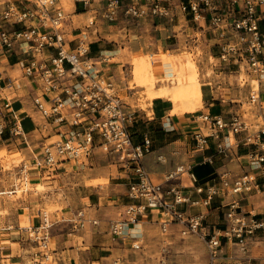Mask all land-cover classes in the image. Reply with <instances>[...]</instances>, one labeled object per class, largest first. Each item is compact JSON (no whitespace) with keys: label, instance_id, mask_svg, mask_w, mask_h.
Masks as SVG:
<instances>
[{"label":"built area","instance_id":"built-area-1","mask_svg":"<svg viewBox=\"0 0 264 264\" xmlns=\"http://www.w3.org/2000/svg\"><path fill=\"white\" fill-rule=\"evenodd\" d=\"M78 1L91 5V0ZM58 2L0 0V51L18 57L23 76L33 86L31 96L44 119L42 127L59 128V136L43 142L41 152L34 155L35 165L56 170L60 163L69 160L84 164L97 148L113 154L121 168L130 172L128 201L121 216L108 225L113 240L130 238L132 248L142 249L146 240L140 221L144 216L158 215L164 236L159 264H168L172 242L167 235L174 223L180 226L183 237L196 235L205 242L209 264H222L225 260L231 264H254L248 255L249 244L256 233L264 230V217L249 216L240 199L233 198L224 212L223 226H212L207 218L216 198L264 187L253 171L261 169L264 176V0H105L101 7V16L107 20H117L120 15L137 19L157 17L162 19L160 24L169 26L174 33L176 25H186L195 40L202 33H210L208 38L218 47L216 57L226 65V72L235 73L240 79L244 73L256 82V86L249 82V102L259 107L263 124L249 121L240 111L225 117L203 110L198 115L203 126L192 132L196 152L205 151L213 142L214 152L205 161L212 162L215 155L233 156L235 147L248 146L245 156L252 171L234 175L224 170L204 181L197 177L191 164H178L164 181L151 176L144 157L152 151V138L145 133L142 141L134 140L132 128L137 122V111L126 109L115 80L101 73L91 54L87 30L71 46L62 30L67 14ZM95 21L93 15L89 23ZM2 73L0 68V90L15 91L18 78L10 76L2 83ZM6 94L0 100V138L6 131L13 136L24 135L13 96ZM254 125L257 127L253 128ZM158 159L166 158L159 154ZM186 173L194 182L196 195L184 191L182 177ZM186 204L204 209L191 212ZM89 223L97 226L100 219L86 217L79 210L75 227L83 228ZM50 225L44 213L42 223L30 227V236L38 245L32 264L52 260ZM231 244L238 247V253L229 250ZM113 264H122V256H116Z\"/></svg>","mask_w":264,"mask_h":264},{"label":"crops","instance_id":"crops-1","mask_svg":"<svg viewBox=\"0 0 264 264\" xmlns=\"http://www.w3.org/2000/svg\"><path fill=\"white\" fill-rule=\"evenodd\" d=\"M58 3L67 14L63 21L62 30L71 46H75L79 41L81 32L87 30L91 43V54L101 73L109 75L115 80L124 97L126 109L137 111V122L132 131L136 130L138 133L134 135V140L136 142L141 141L145 133H148L152 138V151L146 154L144 163L154 179L164 181L167 173L174 170L178 164H191L194 173L200 180L207 179L224 170H230L234 175L252 171L245 156L248 146L235 147L236 154L233 156L215 155L212 162L204 160L207 155L214 152L212 141L203 152H196L193 148L192 132L203 126L198 119L199 113L205 110L229 117L232 112L240 111L245 115V102L241 96L228 98L223 94L224 91H220L218 94H214L212 91L208 93V90L205 91L202 87L204 91L203 100L206 102L205 107L183 114L170 113L173 107V102L170 99L154 97L148 108L149 111H153V115L149 116L138 102L139 98L135 95L136 92L129 91L131 88L129 85L123 87L120 84L117 71H115L117 69L115 58L120 51L116 48L107 49L106 41L111 37L97 31V12L101 13V7L105 4V0H91L90 6H85L83 2L78 0H59ZM93 4H97L95 8L92 7ZM93 15H96V21L90 24L89 20ZM160 21L162 19L150 17L143 20L138 19L137 23L133 22L130 27H127V30L137 29L138 34L127 38L123 48H127L129 53H137L154 50L159 47V44H162L163 47L178 44L180 39L177 36H179L180 25L175 26L177 32L174 33V30H171L169 26L160 24ZM17 60L18 57L15 54L0 51V68L3 70L4 80L2 83H6L10 76L19 80L14 83L15 91L12 88L13 91L11 89H7L8 91L5 92L0 90V100L2 99L1 96L8 93V95L13 96V107L17 113L21 109L25 110L23 113H18L25 132L24 135L13 136L6 131L0 138V264H32L38 245L30 236V227L42 223L43 208L49 202L57 206L50 211L49 217L46 215L48 212H45L51 223L50 246L52 248V260L47 264H55V262L57 264H112V258L115 257L116 251H121L118 244L123 243L126 248L131 246L132 242L130 238L115 241L108 232L110 220L121 216L124 204L128 201L126 192L130 172L121 168L113 154H107L99 148L95 149L84 164L69 160L60 163L56 170L36 167L33 162L34 155L41 152L42 143L53 139V137H58L60 133H57L59 129L57 127H49L48 129L42 127L44 119L36 110L31 96L33 86L23 76ZM121 66L118 67L121 68ZM233 74L237 76V74ZM220 88L226 89L222 85L218 87V89ZM259 110V107L255 105L257 117H255L254 122H258L257 125L261 124L258 117L260 115ZM169 125L174 128L170 130ZM65 127L68 128V126ZM174 135L178 136L173 137ZM10 151L16 152L17 155L18 152L23 154V161L17 165L19 168L16 166L17 169L14 171L6 169L3 163L2 155H6V152L9 153ZM98 154L103 155L102 157H114L116 165L114 173H107L105 166L101 167L95 164L100 158ZM159 154L165 156V161L158 159ZM87 165H90L88 171L83 170V177L87 176V178L82 179L83 177L80 175L82 172L78 170L80 168L87 169ZM253 171L259 175L261 180L264 179L261 169ZM28 178L34 185L42 182L46 189L32 191L28 187L22 188L28 183ZM93 179L108 180L89 183ZM182 184L185 192L196 195L194 182L187 173L182 177ZM7 186L10 188H5ZM19 190L23 191L22 196L15 199L7 198L6 195H17ZM233 198L240 199L243 211L249 216L257 214L264 217L263 187L260 191L228 194L222 198H216L208 210L207 219L210 225H224V212L227 209V204ZM186 207L191 212L204 209L203 206L190 204H186ZM79 210H83L86 217L99 218L100 224L95 226L89 223L83 228H76L74 219ZM158 217V215L144 216L140 221V227L146 240L145 246L153 235L159 240L160 248H162L164 236L160 230V222L156 219ZM23 223L28 224L23 225ZM179 230L180 226L174 223L171 225V232L167 235V238L172 242L168 264L171 263L177 239L183 238ZM185 237L194 239V241L199 239V244L202 242L205 244L196 235ZM260 238H264V230H260L250 240L248 255L251 259L253 256H257L255 255V248L258 247V243L262 242V240L259 241ZM229 250L234 253L239 252L238 247L234 244L229 245ZM158 259L159 257L157 264H159ZM207 264H209V260ZM222 264H231V261L225 260Z\"/></svg>","mask_w":264,"mask_h":264},{"label":"rangeland","instance_id":"rangeland-1","mask_svg":"<svg viewBox=\"0 0 264 264\" xmlns=\"http://www.w3.org/2000/svg\"><path fill=\"white\" fill-rule=\"evenodd\" d=\"M96 5L93 4L92 7L95 8ZM97 14V31L103 32L111 37L106 41L107 49L116 48L120 51L115 58L117 63V69L115 71H117V77H119L121 86L125 87L129 85L131 87L129 91L136 92L135 95L139 98L138 102L149 116L153 115V111H149L148 108L152 104L154 97L170 99L173 102V107L170 110L171 114H183L205 107L206 102L203 100L204 88L205 91L208 90V93L212 91L214 94L224 91L223 94L228 98L241 96L243 102H245V116L249 121H255V117H257L255 105L253 106L248 102L249 82H252L251 77L243 73L240 79L236 75H229L226 72V65L220 63L216 57L218 47L213 45L212 41L209 40L210 33L207 35L202 33L199 39L195 40V35L190 36L191 34H188V32L191 33L188 31V27L186 25H180V30L178 31L179 36H177L180 41L176 45H171L173 47H163L162 44H159V47H156L154 50H149V52L129 53L127 48H123L124 42L127 38L134 37L138 34V30L133 28L129 31L127 27H130L133 22L137 23L138 19L120 15L117 20H107L101 16V13L99 14V11ZM120 65H122V69L118 67ZM220 85L222 87L225 86L226 89H218ZM225 91L227 92L226 94ZM24 111V109H21L18 113L20 114ZM258 117L260 123L263 124V119L260 115ZM256 127L257 125L253 126V128ZM176 136L178 135H174L173 137ZM98 155L100 158L97 159L99 161L95 164L101 167L105 166L107 173H114L116 171L114 157H102L103 155ZM11 156L13 157L11 158ZM2 157L6 169H11L12 171L16 170L17 165H20L23 161V154L20 152H18V155L16 152H6V155H2ZM89 166L87 165V169L80 168L78 170L82 172L80 174L82 177L83 170L88 171ZM86 178L87 176H84L82 179ZM27 180L28 183L23 185L22 188L28 187L32 191H43L46 189L42 182L34 185L29 178ZM107 180L93 179L89 183ZM5 188L10 187L7 186ZM22 194L23 191L19 190L17 195L11 194L10 196H6L7 198L15 199L22 196ZM55 206L57 205H52L49 202L43 208V212H48L46 215L49 217L50 211ZM27 224L23 223V225ZM198 240L195 239L194 241V239L191 240L187 237L177 239L170 264H207L208 254L206 245L203 242L199 244ZM260 240L262 242L258 243V247L255 248V255L257 256L252 257L254 264H264V238H260ZM118 245L121 251L117 250L114 256H122V264H157L161 244L153 235L147 245L142 249H134L131 246L125 248L123 243H119ZM55 264L57 263L55 262Z\"/></svg>","mask_w":264,"mask_h":264},{"label":"trees","instance_id":"trees-1","mask_svg":"<svg viewBox=\"0 0 264 264\" xmlns=\"http://www.w3.org/2000/svg\"><path fill=\"white\" fill-rule=\"evenodd\" d=\"M216 47H217V46H216ZM218 52H219V50H218ZM218 52H217V54H218ZM217 54H216V55H217ZM133 129H135V128H133ZM137 133H138V131H136V130L134 131V130H133V135H135V134H137ZM141 141H142V140H141ZM139 142H140V141H139ZM204 180H205V179H204ZM204 180H203V181H204ZM259 181H260L261 184L264 183V179L261 180V178H259ZM258 216H259V215H258Z\"/></svg>","mask_w":264,"mask_h":264},{"label":"bare ground","instance_id":"bare-ground-1","mask_svg":"<svg viewBox=\"0 0 264 264\" xmlns=\"http://www.w3.org/2000/svg\"><path fill=\"white\" fill-rule=\"evenodd\" d=\"M252 83L254 84V86H256V82H255V81H253ZM10 152H11V151H10ZM10 152H9V153H10ZM12 155L14 156V154H12ZM13 156H11V158H12ZM30 165H31V164H30ZM26 166H27V165H26ZM36 167H37V166H36ZM41 185H42V184H41ZM46 218H48V217L46 216Z\"/></svg>","mask_w":264,"mask_h":264}]
</instances>
